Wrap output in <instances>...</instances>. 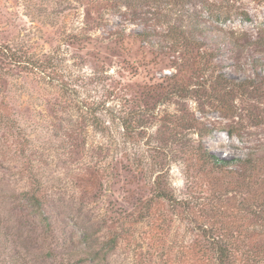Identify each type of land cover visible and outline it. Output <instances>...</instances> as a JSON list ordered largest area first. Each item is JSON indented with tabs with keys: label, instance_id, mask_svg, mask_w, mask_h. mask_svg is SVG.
<instances>
[{
	"label": "rangeland",
	"instance_id": "rangeland-1",
	"mask_svg": "<svg viewBox=\"0 0 264 264\" xmlns=\"http://www.w3.org/2000/svg\"><path fill=\"white\" fill-rule=\"evenodd\" d=\"M212 237L264 264V0H0V264Z\"/></svg>",
	"mask_w": 264,
	"mask_h": 264
},
{
	"label": "trees",
	"instance_id": "trees-1",
	"mask_svg": "<svg viewBox=\"0 0 264 264\" xmlns=\"http://www.w3.org/2000/svg\"><path fill=\"white\" fill-rule=\"evenodd\" d=\"M211 159L215 160L216 158L215 157H211ZM216 161L219 164H221V165L226 163V161L219 160V159H216ZM160 197L166 198L165 195H160ZM32 199L34 200L36 206H39L38 204H39L40 201H39V199L37 198V196L35 194L32 195ZM211 239H212L211 240V245L213 246L212 248H215L217 253H218V259L217 260L219 261V263L220 264H229V262H230L229 261V251H228V248H227L226 244L220 242L219 239H216V238H213V237ZM113 243H114L113 246L111 245L112 249H114L116 247V242L114 241ZM93 253L95 254V257H97V259L100 258V256L103 257L105 255V254L102 255L103 252H101V251H96V252H93Z\"/></svg>",
	"mask_w": 264,
	"mask_h": 264
}]
</instances>
